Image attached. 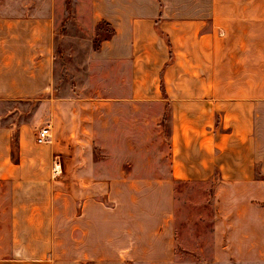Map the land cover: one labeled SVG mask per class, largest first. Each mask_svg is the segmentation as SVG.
<instances>
[{
  "label": "crops",
  "instance_id": "crops-1",
  "mask_svg": "<svg viewBox=\"0 0 264 264\" xmlns=\"http://www.w3.org/2000/svg\"><path fill=\"white\" fill-rule=\"evenodd\" d=\"M42 1L44 15L0 16V101L36 102L50 126L36 144L43 120L17 124L12 155L0 121V264H179L173 184L225 193L253 160L264 172L248 139L264 102V29H244L264 0H72L74 17L110 34L89 53L87 94L64 98L52 84L66 0Z\"/></svg>",
  "mask_w": 264,
  "mask_h": 264
},
{
  "label": "rangeland",
  "instance_id": "rangeland-1",
  "mask_svg": "<svg viewBox=\"0 0 264 264\" xmlns=\"http://www.w3.org/2000/svg\"><path fill=\"white\" fill-rule=\"evenodd\" d=\"M49 5L48 1L42 0H0V16L44 15ZM73 13V1L66 0L54 36L52 86L55 94L62 98L68 94H87L91 88L86 82L89 53L110 34L106 24L98 22L92 25L86 16L76 18ZM244 29H264V18H244ZM59 105L63 106L64 101ZM35 107L36 102L31 100L0 101V121L8 124L11 130L29 117L35 122L43 120L42 125L49 124L43 106L33 114ZM261 116L264 117V102L256 103L248 133L249 141L253 140L256 147V159L264 155V118ZM162 127L160 143L164 150V122ZM98 148L92 146L94 158L102 155ZM54 154L57 156L58 174L64 168L65 152L60 148ZM173 188L177 203V241L173 262L264 264V172L257 160H253L252 177L244 179V186H234L225 193L214 194V181L176 182ZM214 219L217 220L216 236L212 228Z\"/></svg>",
  "mask_w": 264,
  "mask_h": 264
},
{
  "label": "built area",
  "instance_id": "built-area-1",
  "mask_svg": "<svg viewBox=\"0 0 264 264\" xmlns=\"http://www.w3.org/2000/svg\"><path fill=\"white\" fill-rule=\"evenodd\" d=\"M34 141L36 144H43V143L50 142L49 124H44L36 129ZM51 173H52V176H55L57 174L56 164L52 166Z\"/></svg>",
  "mask_w": 264,
  "mask_h": 264
},
{
  "label": "trees",
  "instance_id": "trees-1",
  "mask_svg": "<svg viewBox=\"0 0 264 264\" xmlns=\"http://www.w3.org/2000/svg\"><path fill=\"white\" fill-rule=\"evenodd\" d=\"M9 141H10V150L13 155V153H15L16 145H17L16 129L12 130Z\"/></svg>",
  "mask_w": 264,
  "mask_h": 264
}]
</instances>
